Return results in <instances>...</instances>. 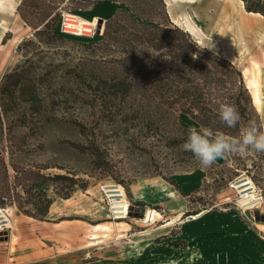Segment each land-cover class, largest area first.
Listing matches in <instances>:
<instances>
[{
  "label": "rangeland",
  "instance_id": "1",
  "mask_svg": "<svg viewBox=\"0 0 264 264\" xmlns=\"http://www.w3.org/2000/svg\"><path fill=\"white\" fill-rule=\"evenodd\" d=\"M98 1L0 0V208L11 220L0 237L17 215L45 220L29 213L50 198V220L74 228L76 248L89 243L93 225L106 224L95 230L105 246L127 248V238L150 231L135 254L154 264H264V153L227 154L202 167L182 146L184 127H199L190 108L201 93L199 114L212 126V111L225 102L244 122L264 121L251 85L264 65V15L235 0L252 19L244 52L195 0H119L157 26L128 13L99 18L91 13ZM63 12L98 19L101 31L62 33ZM244 177L255 184L254 199L236 186ZM108 183L125 189L122 218L103 190ZM170 186L175 207L170 191L161 194Z\"/></svg>",
  "mask_w": 264,
  "mask_h": 264
},
{
  "label": "crops",
  "instance_id": "2",
  "mask_svg": "<svg viewBox=\"0 0 264 264\" xmlns=\"http://www.w3.org/2000/svg\"><path fill=\"white\" fill-rule=\"evenodd\" d=\"M118 7L119 5L113 1L103 0L93 4L91 13L99 18L108 19ZM244 16L250 17V14L244 12ZM167 191L170 193L166 200L171 207H175L173 201L179 195L171 186L162 189L161 194ZM144 193L136 194L135 198L143 199ZM5 210L7 212V209ZM51 211L50 207L45 220L36 219L30 222L25 216L17 215L14 230L8 237H0V264H154V258L146 257L144 261L141 256L135 254L138 252L136 246L153 238L150 231L139 234L135 239L127 238V248L126 245L118 244L105 246L101 244L103 240L95 230L107 228L109 225L95 224L89 243L80 244L81 246L76 248L74 228L56 226L55 224L59 222L50 220L55 218L50 215ZM150 214L151 212H146L145 217L149 219ZM146 235L149 237L145 238ZM103 236L106 237L107 234ZM139 237L142 239L141 243L136 242ZM148 251L151 253L156 249Z\"/></svg>",
  "mask_w": 264,
  "mask_h": 264
},
{
  "label": "bare ground",
  "instance_id": "3",
  "mask_svg": "<svg viewBox=\"0 0 264 264\" xmlns=\"http://www.w3.org/2000/svg\"><path fill=\"white\" fill-rule=\"evenodd\" d=\"M233 1L235 2H233V7L228 6V0H195L193 1V4L197 3V7L201 6L204 9L205 15L210 19V21L213 22V28L216 29L218 27L221 36H223L230 44H235V46H237L239 50L246 52L251 48L249 33L252 24V19L251 17L244 16V11L241 9V7L237 4L235 0ZM0 5L3 7V4ZM255 13L260 14V12L257 11ZM70 16L71 17L68 18L67 21L70 25L73 24L78 27H87V23L89 22V20L87 21L85 19H82L81 17H76L73 14H70ZM254 19H256V23L258 25L262 22L258 17H255ZM188 21L189 24L190 22H192L191 19H189ZM263 30L264 28L259 29L260 36L262 35L261 37L263 40L261 44L262 51L264 52ZM258 70L261 74L259 76L255 75L254 77H252L251 85L254 92V103L258 109L264 111V65L261 64L258 67ZM236 186L239 188L240 191L243 192V196H249V198L252 197V199H254L255 184L252 179L247 177L241 178L237 182ZM105 187L106 192H108V196L111 197L113 203L112 207L122 209V214L116 217L122 218L126 216L128 213V202L124 187L121 184L114 183H108L105 185ZM148 211L149 213L151 212L150 209H148L147 212ZM2 222H6L7 224L11 222L10 217L6 213L4 208H0V226L4 224ZM136 242L141 243L142 239L139 237Z\"/></svg>",
  "mask_w": 264,
  "mask_h": 264
},
{
  "label": "clouds",
  "instance_id": "4",
  "mask_svg": "<svg viewBox=\"0 0 264 264\" xmlns=\"http://www.w3.org/2000/svg\"><path fill=\"white\" fill-rule=\"evenodd\" d=\"M221 124L238 129L234 136L209 127H189L183 149L192 153L202 167H211L217 158L227 154L246 156L264 153V121L244 122L237 109L225 102L217 110Z\"/></svg>",
  "mask_w": 264,
  "mask_h": 264
},
{
  "label": "trees",
  "instance_id": "5",
  "mask_svg": "<svg viewBox=\"0 0 264 264\" xmlns=\"http://www.w3.org/2000/svg\"><path fill=\"white\" fill-rule=\"evenodd\" d=\"M99 1H102V0H99ZM98 1V2H99ZM110 1H113L115 3H117L119 6L120 4L124 5V7H118L117 10L108 18V21L111 22V20H113L114 18H116L118 16V14L120 13H128L132 19H134L135 21H139V22H143V23H150L151 25L153 26H157L159 24V22H157V20L154 18H148L144 15H142L140 12H138V10H136V8H134V6H132L131 4H125V2H120L119 0H110ZM244 4H245V7L247 10L249 11H254V12H260L264 15V0H243ZM138 17L140 18V20L138 19ZM47 23H45L44 25H46ZM226 62H228V64H231L233 66L232 63H230L227 59H225ZM237 73L238 75L241 74V71L240 70H237ZM16 75L18 74L17 73V70H15L14 72H8L7 75H6V79H8L9 77L13 76V75ZM241 82L242 81V78L240 76V79H239ZM18 81L16 80L13 85L17 87L18 85ZM15 87V88H16ZM196 98H201L203 100H198ZM201 101V103L199 104V102ZM205 102V98H204V95L201 93L199 95H197L196 97L192 96V99H191V103L193 104L190 108V111L192 112V115L193 117L198 121L199 123V127H197L198 129L200 127H209L211 129H213L214 131L215 130H219V131H223L225 133H227L225 131V129L223 128L220 120H219V116L217 114V110L216 111H212L215 116V120H216V127L212 126V122L210 120V118H203V115L202 112H200L199 114V111H201L202 109H204L203 107V103ZM212 119V118H211ZM185 131L188 132V129L189 127H184ZM233 135V134H231ZM56 177H61L60 174H57ZM76 182H73L72 183V186L75 185ZM83 188H86V185L83 184L82 185ZM65 196H69V194H66ZM52 200L50 198L47 199L46 201V204L44 206H35L36 207V210L35 212L33 213H29L30 215L34 216V217H37V218H43L47 212H48V208L51 204Z\"/></svg>",
  "mask_w": 264,
  "mask_h": 264
},
{
  "label": "built area",
  "instance_id": "6",
  "mask_svg": "<svg viewBox=\"0 0 264 264\" xmlns=\"http://www.w3.org/2000/svg\"><path fill=\"white\" fill-rule=\"evenodd\" d=\"M71 13L69 12H63L62 16H61V20L59 23V30L62 33H69V34H73V35H89V36H94L96 34H98V32L101 31V23H99L98 19L93 18L92 20H89V22L87 23V27H83V26H75V25H70L67 21L68 18H70ZM105 187V186H104ZM103 190L106 192V187L103 188ZM108 194V192H107ZM115 213H118L117 216L121 215L122 213V209H116ZM4 224H2L0 226V232L5 230L7 228V226H10V224L6 223V222H2ZM6 223V224H5Z\"/></svg>",
  "mask_w": 264,
  "mask_h": 264
},
{
  "label": "water",
  "instance_id": "7",
  "mask_svg": "<svg viewBox=\"0 0 264 264\" xmlns=\"http://www.w3.org/2000/svg\"><path fill=\"white\" fill-rule=\"evenodd\" d=\"M100 21H102V20H100Z\"/></svg>",
  "mask_w": 264,
  "mask_h": 264
}]
</instances>
